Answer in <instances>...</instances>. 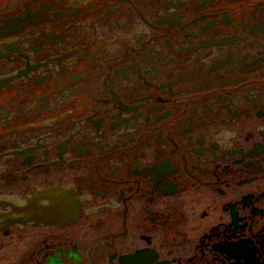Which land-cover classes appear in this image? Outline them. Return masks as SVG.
Listing matches in <instances>:
<instances>
[{
	"label": "flooded vegetation",
	"instance_id": "flooded-vegetation-1",
	"mask_svg": "<svg viewBox=\"0 0 264 264\" xmlns=\"http://www.w3.org/2000/svg\"><path fill=\"white\" fill-rule=\"evenodd\" d=\"M0 264H264V0H0Z\"/></svg>",
	"mask_w": 264,
	"mask_h": 264
}]
</instances>
